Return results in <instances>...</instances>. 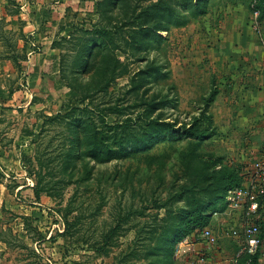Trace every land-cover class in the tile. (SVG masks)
Here are the masks:
<instances>
[{
  "label": "rangeland",
  "instance_id": "374dc122",
  "mask_svg": "<svg viewBox=\"0 0 264 264\" xmlns=\"http://www.w3.org/2000/svg\"><path fill=\"white\" fill-rule=\"evenodd\" d=\"M258 4L0 0V264H195L196 209L218 236L202 258L249 263L212 212L259 153L220 132L251 104L219 95L217 44L258 34Z\"/></svg>",
  "mask_w": 264,
  "mask_h": 264
},
{
  "label": "crops",
  "instance_id": "0c3cea01",
  "mask_svg": "<svg viewBox=\"0 0 264 264\" xmlns=\"http://www.w3.org/2000/svg\"><path fill=\"white\" fill-rule=\"evenodd\" d=\"M243 27L240 31L234 30L225 36H219L221 42L217 45L222 44V48L217 55V64L226 62V65L221 64L218 69L221 74L218 85L222 88L219 95L234 94L233 98L238 96L242 102L245 100L244 105L248 99L251 110L242 109L232 123L228 118L227 126H221L220 132L229 129L242 131L248 137L245 138L244 144L241 143L245 149L260 152L264 151V49L260 41L264 38V27H261L258 34L252 30L249 22L244 23ZM195 239L197 242L194 250H200L199 254L197 251L196 254L201 257L195 264L208 263L211 257H202L204 253L211 255L213 246L202 240L200 232H197Z\"/></svg>",
  "mask_w": 264,
  "mask_h": 264
},
{
  "label": "built area",
  "instance_id": "2783aa9c",
  "mask_svg": "<svg viewBox=\"0 0 264 264\" xmlns=\"http://www.w3.org/2000/svg\"><path fill=\"white\" fill-rule=\"evenodd\" d=\"M236 171L240 185L226 192L224 212L214 211L213 217L234 218L235 224L227 227L225 233L240 238L241 254L252 256L262 251L264 245V151L241 162ZM199 232L208 245L217 243L218 236L208 226ZM238 261V256L231 260L233 264H238Z\"/></svg>",
  "mask_w": 264,
  "mask_h": 264
},
{
  "label": "trees",
  "instance_id": "16d2710c",
  "mask_svg": "<svg viewBox=\"0 0 264 264\" xmlns=\"http://www.w3.org/2000/svg\"><path fill=\"white\" fill-rule=\"evenodd\" d=\"M258 2H259L258 7L262 9L264 7V0H258ZM201 10H202L201 11L202 14H204L206 12V8L201 9ZM189 133L194 137H203L205 135L206 131L191 128L189 130ZM226 176H227V183L225 185V191L226 192L229 189L240 185V178L237 174L236 169H233L231 172L226 173ZM223 209H225L224 205L222 206L221 210H219V211H222ZM212 212H214V211H212ZM210 218L212 220V214L206 213L205 211H203L201 209H196L190 213L189 218L184 222V225H185V228H187V230H189L190 232H193V231L199 232L204 227L209 225ZM248 257H250V261L248 264H256L257 263V256L256 255H252V256H248Z\"/></svg>",
  "mask_w": 264,
  "mask_h": 264
}]
</instances>
